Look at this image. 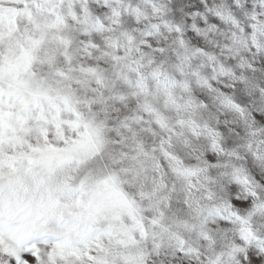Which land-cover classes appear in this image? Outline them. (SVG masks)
<instances>
[{"label": "snow or ice", "instance_id": "snow-or-ice-1", "mask_svg": "<svg viewBox=\"0 0 264 264\" xmlns=\"http://www.w3.org/2000/svg\"><path fill=\"white\" fill-rule=\"evenodd\" d=\"M0 264H264V0H0Z\"/></svg>", "mask_w": 264, "mask_h": 264}]
</instances>
